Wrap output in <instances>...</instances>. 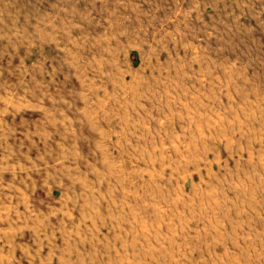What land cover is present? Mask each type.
I'll return each instance as SVG.
<instances>
[{
    "label": "rangeland",
    "instance_id": "rangeland-1",
    "mask_svg": "<svg viewBox=\"0 0 264 264\" xmlns=\"http://www.w3.org/2000/svg\"><path fill=\"white\" fill-rule=\"evenodd\" d=\"M0 98V264H264V0H0Z\"/></svg>",
    "mask_w": 264,
    "mask_h": 264
},
{
    "label": "crops",
    "instance_id": "crops-1",
    "mask_svg": "<svg viewBox=\"0 0 264 264\" xmlns=\"http://www.w3.org/2000/svg\"><path fill=\"white\" fill-rule=\"evenodd\" d=\"M3 103H4L3 98L2 99L0 98V129H3V130H0V191L4 193V194H0V198L2 199L8 198L12 200L13 199L17 200V198H21V196L34 197L35 187H33L32 184L30 185L28 184L29 193H27L26 195H21L22 193L21 183L24 184V182H27L24 179L25 175L27 177H30L32 176L33 172L30 171L28 173V171L30 170V167H27L26 162L23 161L26 158H21L20 153L18 155L15 154L14 147H13V146H16L18 143V141H16V139L18 140V138H16V132H18L16 129L17 127L16 125L18 126L21 125V122H19L20 119L17 122L14 121L15 118L13 115L15 113H19L20 111L19 110L16 111L15 104L14 105L10 104V107L12 110H8L7 115L12 114V118L8 117L5 120L4 119L5 117L4 109L5 108H4ZM6 121H8L9 123L7 124ZM5 124L7 126H5ZM31 133L35 136V139H36L37 133H38L37 128L34 127L31 130V127H30L28 129V134L30 135ZM25 141L29 142V144L31 143L30 138H25L24 144H25ZM2 187L6 190H3V189L1 190ZM31 191H33L34 193L33 195L30 193ZM6 211L7 210L4 211L5 214L8 213ZM17 213L14 215H17ZM2 220H3L2 224L4 227L3 230L5 231L4 234L2 235V242H4L3 246H8V247L17 246V244L15 243L16 238L23 237L28 227V224L24 223L23 224L25 225L24 227L17 226V224L15 223L16 220L10 219L8 216H5ZM24 238H27V236L25 235Z\"/></svg>",
    "mask_w": 264,
    "mask_h": 264
}]
</instances>
